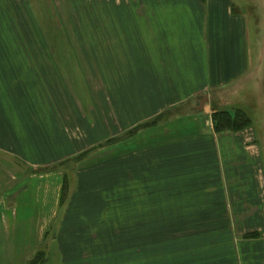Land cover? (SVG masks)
I'll return each instance as SVG.
<instances>
[{"label":"crops","instance_id":"obj_1","mask_svg":"<svg viewBox=\"0 0 264 264\" xmlns=\"http://www.w3.org/2000/svg\"><path fill=\"white\" fill-rule=\"evenodd\" d=\"M56 1L0 0L6 241L61 242L75 205L125 192L128 209L184 227L183 257L209 259L193 264H264V78L247 15L235 0H72L90 12L58 28ZM238 111L250 126L216 131L214 114Z\"/></svg>","mask_w":264,"mask_h":264},{"label":"rangeland","instance_id":"obj_2","mask_svg":"<svg viewBox=\"0 0 264 264\" xmlns=\"http://www.w3.org/2000/svg\"><path fill=\"white\" fill-rule=\"evenodd\" d=\"M56 2L58 28L82 25L83 19L79 17V14L90 12L86 5L74 4L72 0H57ZM235 4L236 11L246 14L248 17L252 56L258 62L257 67L263 73L264 78V0H235ZM59 36L61 34H58ZM238 113L244 114L240 111ZM245 116L248 118L246 114ZM84 157L75 159L66 167L65 199H68V196L74 194L77 189L78 170L83 166L84 160L82 158ZM127 186L126 181L120 189H127ZM99 189L95 190V193L99 192ZM127 196L125 192L117 193L115 196L113 193H109L106 195L105 201L100 198L98 202H92L88 207L75 205L70 211L72 221L66 226L63 240L60 242L59 239L57 243H54L58 233L52 232L43 245L34 252L18 249L13 241H6L4 236V203H0V264H151L149 262L152 260H154L152 264H193L194 262L209 260L198 258L193 262L191 252L183 257L186 253L184 246L168 248L167 243L173 245L178 243L171 240L175 237L172 232L184 227L161 226L159 211H149L145 216H135L134 212H128V207H126L125 210H119L120 212L114 215L112 211L114 205H117L118 208L126 205ZM1 198H4V155L0 154ZM133 198L134 195H131V199ZM104 203H106L105 206L102 205ZM172 213L175 214L176 212ZM95 214L97 217L93 218ZM149 219L152 220L149 224L141 225L139 223L141 220L149 222ZM162 237L165 241L162 240ZM4 244L9 250H4ZM204 244L214 245L209 241L198 243V249ZM54 246H57L55 252L52 249ZM51 254L53 257H50ZM179 254L181 257L177 258ZM167 255L174 256V258L161 262L162 256Z\"/></svg>","mask_w":264,"mask_h":264},{"label":"trees","instance_id":"obj_3","mask_svg":"<svg viewBox=\"0 0 264 264\" xmlns=\"http://www.w3.org/2000/svg\"><path fill=\"white\" fill-rule=\"evenodd\" d=\"M217 132H236L250 126L249 118L245 114L238 113L234 117L228 113H216L214 116Z\"/></svg>","mask_w":264,"mask_h":264},{"label":"bare ground","instance_id":"obj_4","mask_svg":"<svg viewBox=\"0 0 264 264\" xmlns=\"http://www.w3.org/2000/svg\"><path fill=\"white\" fill-rule=\"evenodd\" d=\"M140 67H138V69H139ZM2 77L0 76V79H1ZM0 105L1 106H3L4 107V97H3V95L2 94H0ZM161 201H162V197H157L156 198V201L153 203V204H158V207H161ZM129 205L128 204H126V205H122V206H120V208H118L115 212H113V214L115 215L117 212H120L122 209H124L125 210V208L126 207H128ZM120 210V211H119ZM132 211L134 212V215L135 216H137V215H143V216H145V215H147L148 213H147V211L146 210H144V211H142V208L141 209H139V208H136V209H128V212H130V213H132ZM159 211H160V209H159ZM97 217V215L95 214L94 216H93V218H96ZM160 217H161V215H160ZM115 218V217H114ZM117 220V219H116ZM151 219H149V222L148 221H144V220H141V221H139V223H141V225L142 224H149V223H151ZM138 224V223H137ZM139 225V224H138ZM140 241H141V239H140ZM168 244V248H176V247H178V248H180V246H191L192 244H194V242H192V241H190V242H181V243H177V244H175V245H173V244H169V243H167ZM223 247L225 246V244H223L222 245ZM217 249L218 248H220V246L219 247H216ZM216 248H207V249H205V251H207V252H211V251H214V250H216ZM183 255V254H182ZM184 256V255H183ZM145 257V256H144ZM178 257H181V255L179 254V255H177V258ZM172 258H174V256H162V261L161 262H163V261H166V260H168V259H172ZM152 262L154 263V260H152L151 262H149V263H151L152 264ZM147 264V263H146Z\"/></svg>","mask_w":264,"mask_h":264}]
</instances>
